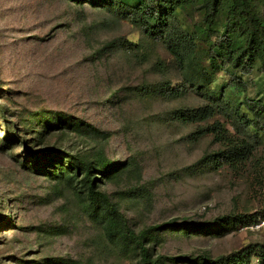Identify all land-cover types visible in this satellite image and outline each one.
I'll list each match as a JSON object with an SVG mask.
<instances>
[{
    "label": "rangeland",
    "instance_id": "374dc122",
    "mask_svg": "<svg viewBox=\"0 0 264 264\" xmlns=\"http://www.w3.org/2000/svg\"><path fill=\"white\" fill-rule=\"evenodd\" d=\"M220 2L219 31L233 7ZM249 2L264 18V0ZM199 3L177 9L189 32L202 21ZM198 65L212 69L201 52ZM257 66L242 76L246 87L216 69L208 88L224 89L235 104L264 100ZM165 87L182 93L167 96ZM206 103L162 40L129 12L86 1L0 0V264H143L136 242L110 236L91 207L83 162L158 264H235L239 249L264 244V132L243 105L254 139L219 110L199 122L173 118ZM214 121L252 141L246 162L217 164L222 145L210 134L192 138ZM218 257L226 258L206 259ZM249 264H259L256 256Z\"/></svg>",
    "mask_w": 264,
    "mask_h": 264
},
{
    "label": "trees",
    "instance_id": "16d2710c",
    "mask_svg": "<svg viewBox=\"0 0 264 264\" xmlns=\"http://www.w3.org/2000/svg\"><path fill=\"white\" fill-rule=\"evenodd\" d=\"M74 1L100 5L110 12L121 14L129 12L135 20L144 25L145 32L149 36L162 40L166 49L183 70L187 85L197 95L209 101L198 107L175 110L173 113L175 120L204 121L219 110L230 120L231 126L237 133H243L247 138L254 139L255 137L245 129L249 126L251 119L241 111L240 107L243 105L258 121V130L264 132V100L245 96L242 105L235 104L227 98L224 89L215 91L208 88L213 81L216 69H222L227 73L230 85L242 87H246L242 76L250 74L256 63H258V70L264 73V18L256 14L249 0H233L226 26L220 31L215 27L221 5L220 0H140L136 5H129L125 0ZM197 2H200V7L204 10L202 21L196 24L194 31L189 32L179 25L177 9L188 3ZM196 39L204 46L199 48ZM199 52L209 61L212 68L210 71L206 66H195ZM164 92L167 96L178 97L182 90L165 87ZM93 130L96 131L94 128ZM204 134H210L213 141L223 147L214 154L217 164L236 167L246 162L252 154V141L232 135L218 121L196 129L192 138H199ZM26 143L24 141L25 145ZM104 160H100L99 163L103 168L109 166V163ZM82 165L87 169L85 178L88 182V199L93 210L102 212L105 216L107 233L111 234L110 236L126 237L136 242L143 264H158V261L152 259L151 253L142 240L143 233L136 234L128 227L126 218L116 205L105 193L98 190L95 178L90 175L91 166L84 162ZM247 223L250 225L253 221H247ZM253 255L256 256L259 264H264V244L246 245L232 254L230 260L235 264H249ZM225 258L206 259L219 263ZM185 260L193 262L190 259Z\"/></svg>",
    "mask_w": 264,
    "mask_h": 264
}]
</instances>
